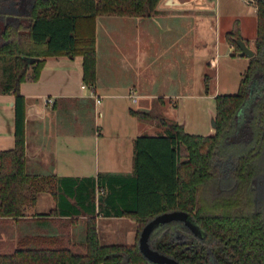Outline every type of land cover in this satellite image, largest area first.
<instances>
[{
    "label": "trees",
    "instance_id": "16d2710c",
    "mask_svg": "<svg viewBox=\"0 0 264 264\" xmlns=\"http://www.w3.org/2000/svg\"><path fill=\"white\" fill-rule=\"evenodd\" d=\"M159 1L0 0L5 40L0 44L4 72L0 92L15 94L16 113L15 147L0 150V221L29 219L28 211L43 191L51 192L57 208L33 218L44 227L52 215L70 216L57 230L32 231L14 243L0 240L4 244L0 245V264H156L139 248L141 230L157 214L175 209L190 212L207 236L186 247L188 242H168L166 233L155 242L158 250L182 264H264V92L255 96L243 126L240 121L252 80L264 75V0H254L258 15L255 54L237 92L216 95L213 133H189L159 110L131 108L139 119L156 121L165 130L135 138L133 174L75 178L27 172L26 105L20 83L39 77L44 65L40 57L83 55L84 84L94 87L97 16H152ZM227 35L241 50L236 42L241 35L234 30ZM231 159L235 166L230 173L223 172L221 161ZM99 213L137 220L135 243H103L96 219ZM81 220L84 238L75 241L71 225ZM168 227L175 235L185 230L181 223Z\"/></svg>",
    "mask_w": 264,
    "mask_h": 264
},
{
    "label": "crops",
    "instance_id": "0c3cea01",
    "mask_svg": "<svg viewBox=\"0 0 264 264\" xmlns=\"http://www.w3.org/2000/svg\"><path fill=\"white\" fill-rule=\"evenodd\" d=\"M157 10L152 16H97V79L94 89L83 81V55L40 57L44 59V65L39 77L20 83L26 105L27 172L41 177L75 178L97 177L100 173L133 174L135 138L162 134L165 130L156 121L139 119L131 113V108L151 110L157 105L167 108L170 104L167 99L178 108L174 99L183 97H215L216 100V95L225 88L221 72L218 89L213 93L205 90L200 80H182V76L176 74L166 75V72L175 71L181 75L185 70L182 62L186 59L182 60L181 52L193 49V35L203 38L215 32L219 44L217 52L224 49L225 55L229 54L228 50H235L227 35L231 30L246 41L250 36L254 40L257 37L258 15L254 0H160ZM213 18L215 25L211 22ZM99 24L104 31L99 30ZM153 45H156V54L151 61ZM233 55V59H237ZM249 61L250 58L243 60L241 77ZM220 62L219 59L217 68ZM194 85L197 86L195 90L192 89ZM92 89L100 96V103L96 102ZM130 89L135 90L136 100L128 95ZM46 97H52L53 102H46ZM139 102L142 105H132ZM15 121V94L0 92V150L15 147ZM191 126L197 129L196 134L207 132L202 131L198 123ZM211 130L213 133L215 128ZM99 193L100 190L97 196ZM56 208L57 201L51 192L43 191L28 211L30 218L14 223H29L31 232L57 230L67 224L69 215H52L44 227V223L32 217ZM96 219L103 243H135L140 224L137 220L102 213L97 214ZM71 230L75 241L84 238L82 220L73 223Z\"/></svg>",
    "mask_w": 264,
    "mask_h": 264
},
{
    "label": "rangeland",
    "instance_id": "374dc122",
    "mask_svg": "<svg viewBox=\"0 0 264 264\" xmlns=\"http://www.w3.org/2000/svg\"><path fill=\"white\" fill-rule=\"evenodd\" d=\"M109 16V15H107ZM211 22L213 25H215L214 18L211 19ZM1 26H3V22H0ZM210 24V23H209ZM99 30L102 32L105 29L102 25L99 24ZM253 31V30H252ZM254 33V32H253ZM195 38L193 40L192 45H194L193 49L191 51H184L181 52V58L186 59L182 62L183 72H181V75L178 71H175L174 73H168L166 72V75L169 74H176V76H182V80L185 79H197L202 82L203 87H205V90H208L210 93H213L218 89L219 86V72H221V81L222 86L225 87L222 91V93H233L236 92L238 89V84L240 82L241 74L245 63H243V60H246L247 58H250L248 56L245 57V59H240L241 55H239V51L237 47H235V50L232 52L228 50L229 54L225 55L224 49H222L221 54H219L217 51V48H219V44L217 45L216 41V34L213 32V34L208 33L206 37L200 38L196 37L197 35H193ZM249 37V39L246 41L250 47H252L255 50V40L254 38ZM235 46V45H234ZM156 45L151 47L150 49V59L152 61L153 55L156 54ZM233 54L236 55L237 59H233ZM156 56V55H155ZM219 59L221 60L220 65L217 68V63L219 62ZM204 71V72H202ZM202 72V74H201ZM3 66L0 61V89L3 79ZM200 73V74H199ZM199 74V76H197ZM209 75L208 77V88L206 87V80L204 77L206 75ZM165 75V73H164ZM205 75V76H204ZM225 83V86L224 84ZM193 84V83H192ZM196 85L192 87V89L195 90ZM236 87V88H235ZM179 104L178 108L174 107V103L170 101V99H167V101L170 103L168 104L167 108L160 107L157 105V110L161 109L162 113L164 115H167V118H170L171 120H174L180 124H184L185 131L189 133H194L197 129L193 128L191 126L192 123H198L202 127V131H207L206 134L212 133L213 128V114L216 113V100L214 98H206V99H194V98H175ZM179 100V101H178ZM172 102V103H171ZM133 106L142 105V102L139 103H133ZM101 107V106H100ZM249 107V106H248ZM247 107V111H248ZM102 108V107H101ZM156 109H152L156 111ZM177 116V118H174ZM173 117V118H172ZM246 119V118H245ZM190 126H189V125ZM224 165H226V169H230L226 173H230L231 169L235 166L236 161L235 160H229V161H221ZM225 168V166H224ZM224 172V171H223ZM227 175V174H226ZM31 225L27 222H21V223H14V221H0V240L5 241L6 243L9 242H16L21 236H23L26 233L31 232ZM104 239L102 240V242ZM0 245H4L3 243ZM12 247V246H10ZM77 250H80L81 247L75 246ZM7 249V248H3Z\"/></svg>",
    "mask_w": 264,
    "mask_h": 264
},
{
    "label": "water",
    "instance_id": "95a60500",
    "mask_svg": "<svg viewBox=\"0 0 264 264\" xmlns=\"http://www.w3.org/2000/svg\"><path fill=\"white\" fill-rule=\"evenodd\" d=\"M237 44L240 46L241 50L239 51V55L253 57L255 54V50L248 45L245 39L241 37H237ZM30 60L35 58L30 57ZM252 95L249 97L247 103L248 106L254 101L256 93L253 92V88L251 87ZM249 111V110H248ZM215 117L213 118V127L215 128ZM175 220L184 221V223L195 233V235L204 238L206 236V231L202 228L199 223L195 220L193 215L185 210L175 209L170 211H165L157 214L155 217L150 219L142 228L140 237H139V248L144 256L153 263L156 264H181L177 259L158 251L153 248L149 242V238L151 233L157 227L169 223Z\"/></svg>",
    "mask_w": 264,
    "mask_h": 264
},
{
    "label": "flooded vegetation",
    "instance_id": "af4514ba",
    "mask_svg": "<svg viewBox=\"0 0 264 264\" xmlns=\"http://www.w3.org/2000/svg\"><path fill=\"white\" fill-rule=\"evenodd\" d=\"M0 22H4V17L0 14ZM3 30V26H1L0 24V44L3 43L5 40L4 38L2 37L1 35V31ZM251 87L253 88V92L256 93V96L261 93V92H264V75L263 76H259V77H255L251 84H250V91H251ZM251 95H252V92H251ZM248 107V103L246 104V106L241 110V118H240V121H241V126H243V121H245L246 119V115L249 114V111H247ZM250 106L248 107V110H249ZM225 168H223V171L224 172H228L230 169H226V165H224ZM196 220V219H195ZM172 223H181L184 227H185V230L181 233V234H174L170 228L168 227V225L172 224ZM200 225V224H199ZM201 226V225H200ZM202 227V226H201ZM203 228V227H202ZM182 231V230H180ZM206 231V230H205ZM168 233L169 236H168V242L170 241H173L175 244H179V243H183V242H188L185 246L186 247H190L191 245H195L197 241H202L206 238L207 236V232H206V236L204 238L202 237H199L197 235H195V233H193V231L184 223V221H180V220H175V221H172V222H169V223H165L159 227H157L156 229L153 230V232L151 233L150 235V238H149V242L151 244V246L155 249H157L155 247V242L157 240H161L162 237ZM140 237V236H139ZM177 238V239H176ZM139 241V240H138ZM158 250V249H157ZM160 251V250H158ZM162 252V251H160ZM164 253V252H162ZM166 254V253H165ZM168 255V254H167ZM170 256V255H169ZM173 257V256H171ZM175 258V257H173ZM176 259V258H175ZM179 261V260H178ZM180 262V261H179ZM181 263V262H180ZM163 264H168V263H163ZM182 264V263H181Z\"/></svg>",
    "mask_w": 264,
    "mask_h": 264
},
{
    "label": "built area",
    "instance_id": "2783aa9c",
    "mask_svg": "<svg viewBox=\"0 0 264 264\" xmlns=\"http://www.w3.org/2000/svg\"><path fill=\"white\" fill-rule=\"evenodd\" d=\"M86 85V84H85ZM93 88V87H92ZM94 89V88H93ZM92 89V92H93V95L96 97V102L97 103H100L101 102V98H100V96H97V94H95L94 93V90ZM130 97H133L135 100L137 99V94H136V92H135V90L134 89H130V91H129V94H128ZM45 101L46 102H50V103H52L53 102V98L52 97H46L45 98ZM100 113V112H99Z\"/></svg>",
    "mask_w": 264,
    "mask_h": 264
}]
</instances>
